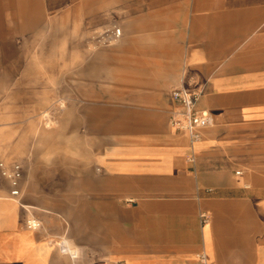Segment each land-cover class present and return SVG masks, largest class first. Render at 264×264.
I'll return each instance as SVG.
<instances>
[{"label": "crops", "instance_id": "obj_1", "mask_svg": "<svg viewBox=\"0 0 264 264\" xmlns=\"http://www.w3.org/2000/svg\"><path fill=\"white\" fill-rule=\"evenodd\" d=\"M72 1L96 36L123 33L91 59L64 52L54 126L24 124L38 72L16 74L9 97L0 72V161L23 168L17 197L0 172V264H264V0ZM65 3L0 0L5 34H37ZM182 85L209 118L194 143L170 125Z\"/></svg>", "mask_w": 264, "mask_h": 264}, {"label": "rangeland", "instance_id": "obj_2", "mask_svg": "<svg viewBox=\"0 0 264 264\" xmlns=\"http://www.w3.org/2000/svg\"><path fill=\"white\" fill-rule=\"evenodd\" d=\"M81 8V7H80ZM78 5L72 0H66V3L60 7L49 10L45 19L42 21V28L37 34L32 36H21L15 34H5V24L7 27L6 32L10 31V28L14 27L15 21L12 19L11 8L7 7V20L0 21V60L6 61L8 65L15 63L16 61L25 63L30 60H37L40 65L38 68H15L8 67L0 68V72L4 73L7 78V92L8 97L14 91L15 87V76L16 74L20 77L21 71L33 70L38 73L35 74L32 80H27V87H38L39 97L43 98L40 100V109L33 118H25V123H34L47 127L49 119H53L50 126L56 124V120L61 119V108H64L65 102L62 98L63 88V72L62 61L64 52L67 55V59L71 60H84L91 59L94 53V49L101 46L103 43H99L95 39V27L90 23V19L86 18L85 9L77 10ZM65 12V14H64ZM111 11L104 12V15H114V19L111 22H117L116 16L120 15L119 10L110 13ZM4 15V14H1ZM68 15L70 18L64 20L61 16ZM107 21L104 20V24ZM99 28V27H98ZM81 42L86 51L77 52L69 51V47L72 44ZM118 42V41H117ZM115 42V43H117ZM103 46V45H102ZM65 50V51H64ZM49 61V64L47 62ZM25 82V79L23 80ZM25 86V83H24ZM48 94H53V99H46ZM61 108H60V107ZM7 122H14V119H7ZM25 135H29V143L31 136L35 135L36 132H25ZM33 139V138H32ZM12 140H14L12 138ZM34 218V217H30Z\"/></svg>", "mask_w": 264, "mask_h": 264}, {"label": "built area", "instance_id": "obj_3", "mask_svg": "<svg viewBox=\"0 0 264 264\" xmlns=\"http://www.w3.org/2000/svg\"><path fill=\"white\" fill-rule=\"evenodd\" d=\"M122 27L114 24L101 31L95 39L99 43L111 44L117 42L122 36ZM172 97L176 102V107L172 109L170 114V125L178 130L188 133L192 143L200 140L201 130L208 125L209 118L201 113L196 103L200 97V92L192 91L184 85L176 87L172 91ZM194 156L191 155L190 160ZM0 172L7 177L11 183V195L17 197L21 194V180L23 177L22 165L18 162L9 166L4 161H0ZM27 225L30 228L40 227V222L36 218L27 219Z\"/></svg>", "mask_w": 264, "mask_h": 264}, {"label": "bare ground", "instance_id": "obj_4", "mask_svg": "<svg viewBox=\"0 0 264 264\" xmlns=\"http://www.w3.org/2000/svg\"><path fill=\"white\" fill-rule=\"evenodd\" d=\"M59 107H60V106H59ZM60 108H61V107H60ZM49 120H50V121H49L48 123H51L52 121H54V120H53V119H51V118H50ZM69 247H70V246H69Z\"/></svg>", "mask_w": 264, "mask_h": 264}]
</instances>
